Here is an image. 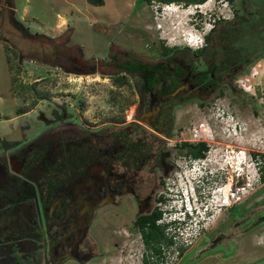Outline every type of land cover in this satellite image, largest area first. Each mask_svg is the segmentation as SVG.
Listing matches in <instances>:
<instances>
[{
	"label": "flooded vegetation",
	"instance_id": "1",
	"mask_svg": "<svg viewBox=\"0 0 264 264\" xmlns=\"http://www.w3.org/2000/svg\"><path fill=\"white\" fill-rule=\"evenodd\" d=\"M241 16L236 9L227 18L234 19L227 30L233 34L215 51L209 46L215 22L194 46L158 43L91 61L63 46V71L98 69L111 76V86L131 90L135 100L125 119L100 122L59 104L37 111L42 127L28 126L30 136L21 132L20 139L0 140V264H113L118 255L130 256L131 249L139 250V264H150L160 246L170 242L165 229L177 223L171 220L176 208L171 196L180 193L166 191V179L180 175L190 160L204 158L194 152L207 150V143L205 149L198 143L202 139H177L172 132L199 107L206 109L217 87L246 66L242 46L232 43L239 24H248ZM259 187L251 191L248 205L237 204L236 196L219 208L215 220L203 221L188 246L201 255L198 260L264 264V182ZM155 213L159 238L151 221Z\"/></svg>",
	"mask_w": 264,
	"mask_h": 264
},
{
	"label": "rangeland",
	"instance_id": "2",
	"mask_svg": "<svg viewBox=\"0 0 264 264\" xmlns=\"http://www.w3.org/2000/svg\"><path fill=\"white\" fill-rule=\"evenodd\" d=\"M156 3L158 7L154 12ZM199 3L103 0L94 5L86 0H0V140L18 136L20 139L21 132L30 136L33 131L27 133L28 126L42 127L36 118L37 111L59 104L81 117L96 118V122L115 117L125 119L123 114L131 113L135 100L132 91L111 86L110 75L98 73V69L87 74L63 71L59 67L63 46L72 51L81 49V56L88 61L99 60L100 56L105 57L102 60L107 59L115 50H150L154 45L157 48L158 43L194 46L202 42L200 37L215 22L209 38V46L215 51L230 40L231 31L227 30L232 28L234 19L226 20L236 9L247 22L255 12L256 21L252 26L264 33V0H203ZM165 4L167 6L162 7ZM60 17L72 28L67 25L58 30ZM21 26L33 33H24ZM248 41L247 32L243 30L235 34L232 43L239 47ZM258 46L242 52L240 58H248L246 66L231 75L228 83L217 87L208 98L207 108L199 107L201 111L172 132L176 133L173 138H200L207 143L204 158L187 162L180 175L166 179L168 189H165L171 193L177 189L180 195L185 189L190 194L191 187L195 195L196 190L201 189L200 203L209 202L212 213L206 221L215 220L222 213L219 208L224 205L219 202L224 194L228 195L229 202L239 196L235 200H239L237 204L248 205L251 191L256 187L260 190L264 182L261 155L264 154L263 36ZM21 71H25V81ZM43 74L44 81L33 86L21 84ZM42 91L46 93L44 96H41ZM24 109L28 112L20 114ZM221 110L223 116H215ZM217 171L221 173L210 179L209 174ZM129 253L126 259L118 255L112 263L139 264L136 258L139 250L131 249ZM181 257L174 264H191L201 255L188 247ZM194 264L214 263L200 259Z\"/></svg>",
	"mask_w": 264,
	"mask_h": 264
},
{
	"label": "built area",
	"instance_id": "3",
	"mask_svg": "<svg viewBox=\"0 0 264 264\" xmlns=\"http://www.w3.org/2000/svg\"><path fill=\"white\" fill-rule=\"evenodd\" d=\"M164 6H167V4L162 5V7ZM157 7L158 3L153 5L154 12L157 10ZM208 28L209 27H207V29ZM200 40H202V37H200ZM200 44L201 42L199 45ZM222 112L223 110H221V112H216L215 116H223ZM201 193V189H198V191L196 190L195 195L193 187H191L190 194H188L185 189L182 195H179L175 199L176 208L171 220L173 219L177 223L173 229H165L166 234L170 238V242L167 245L160 246L159 254L150 257V264H174L178 261L186 247L193 242L195 237L198 235L203 221H205L207 214L211 210L209 202H205L203 204L200 203L199 196H201ZM233 194V192L230 193V195ZM197 202H199V204H197ZM228 202V195L224 194V196L220 199L219 204L226 205ZM160 220L162 219H158V221Z\"/></svg>",
	"mask_w": 264,
	"mask_h": 264
},
{
	"label": "trees",
	"instance_id": "4",
	"mask_svg": "<svg viewBox=\"0 0 264 264\" xmlns=\"http://www.w3.org/2000/svg\"><path fill=\"white\" fill-rule=\"evenodd\" d=\"M88 3H90V4H94V5H96V4H101L102 2H103V0H86ZM163 1H166V2H168V1H173V0H163ZM203 0H183V2L184 3H190V2H192V3H199V2H202ZM228 1H232V0H228ZM259 9H261V6L260 7H258V10ZM252 18H251V20H249L248 21V24L247 23H245V24H239V27H238V32H240V31H246L247 32V36L249 37V41L247 42V43H245V44H242L241 46H242V48H241V50L239 51L237 48H236V50L237 51H239V52H243V51H247V50H249L251 47H253V48H256V47H259L258 46V43H259V41H260V39L262 38V36L264 37V33L262 32V31H260V30H258V29H256L255 28V26H252V22L253 21H256V20H254L253 19V17L255 18L256 17V14H253V16H251ZM258 21H262V20H258ZM262 23H264V20H263V22ZM237 32V33H238ZM208 35V33H206L205 34V37ZM10 79L11 80H13V77L11 76L10 77ZM44 80H46V78L45 77H42V78H39V79H37V80H34V81H31L30 82V84L29 83H22L23 84V86L25 87V86H27V84H29V85H34V84H37V83H39L40 81H44ZM46 93L44 92V91H42L41 92V96H44ZM198 143H203L202 145L203 146H201L203 149H205L206 148V145H205V141H199ZM193 155L194 156H196V155H204V153L203 152H201V151H198V152H194L193 153ZM262 155V159H263V162H264V154H261ZM156 216H157V213H155L153 216H152V218H151V221H152V225H153V228H155V230L157 231V232H155V238H159L160 236H162V233L159 231L158 232V227L155 225V223H154V219L156 218ZM146 237L144 236V239H145Z\"/></svg>",
	"mask_w": 264,
	"mask_h": 264
},
{
	"label": "crops",
	"instance_id": "5",
	"mask_svg": "<svg viewBox=\"0 0 264 264\" xmlns=\"http://www.w3.org/2000/svg\"><path fill=\"white\" fill-rule=\"evenodd\" d=\"M10 7H11V9H12V11H13V5H12V2H11V5H10ZM15 19V18H14ZM16 20V19H15ZM64 25H65V27H64ZM68 24H66V23H64V19H63V17H60V19H59V21L57 22V29L58 30H63V28H66V26H67ZM68 27L69 28H72V26H70V25H68ZM31 32V31H30ZM42 34H46V33H42ZM46 35H48V34H46ZM50 37H55L54 35L52 36V35H49ZM80 51H81V49H80ZM27 63V62H26ZM24 72L25 71H21V76H22V80H24L25 81V79H24V77H23V75H24ZM45 74V73H44ZM44 74L43 75H39L38 77H33V78H31V79H29V81L28 82H24V83H29L30 81H34V80H37V79H39L40 77L42 78V77H44ZM23 82V81H22ZM21 114V113H20Z\"/></svg>",
	"mask_w": 264,
	"mask_h": 264
},
{
	"label": "clouds",
	"instance_id": "6",
	"mask_svg": "<svg viewBox=\"0 0 264 264\" xmlns=\"http://www.w3.org/2000/svg\"><path fill=\"white\" fill-rule=\"evenodd\" d=\"M195 186H198V184H195Z\"/></svg>",
	"mask_w": 264,
	"mask_h": 264
}]
</instances>
